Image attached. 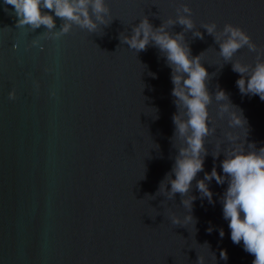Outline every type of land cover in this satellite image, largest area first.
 Returning a JSON list of instances; mask_svg holds the SVG:
<instances>
[{"label":"water","instance_id":"water-1","mask_svg":"<svg viewBox=\"0 0 264 264\" xmlns=\"http://www.w3.org/2000/svg\"><path fill=\"white\" fill-rule=\"evenodd\" d=\"M106 4L110 25L95 33L74 25L57 37L44 26H17L13 6L0 0V264H198V257L203 264H252L254 256L242 241H231L223 218L220 196L227 184L210 182L215 203L201 200L196 189L214 164L222 174L223 154L214 161L211 153L227 143V117L217 116L213 99L210 126L217 132L206 138L209 155L189 193L197 197L194 220L175 225L173 214L182 221L187 214L180 195L169 200L157 193L176 155L171 69L156 47L137 53L120 34H130L144 16L159 27L187 4L204 36L189 31L185 42L193 56L202 53L209 91L217 85L226 91L247 119L248 141L261 147L264 101L239 92V74L201 25L239 26L264 49V0ZM61 22L56 18L57 29ZM168 30L175 34L183 26ZM256 55L244 47L233 61L254 64ZM234 131L241 138L247 133Z\"/></svg>","mask_w":264,"mask_h":264},{"label":"clouds","instance_id":"clouds-1","mask_svg":"<svg viewBox=\"0 0 264 264\" xmlns=\"http://www.w3.org/2000/svg\"><path fill=\"white\" fill-rule=\"evenodd\" d=\"M4 3L13 6L17 26H30L34 31L44 26L46 31L56 30L53 35L57 37L68 34L74 25L90 33H95L100 25H110L106 20L110 15L106 0H4ZM176 13L174 19L162 20L159 27H154L144 16L138 24L132 25L130 34H120L121 43L137 53L147 50L149 45L156 47L171 69V95L176 111L172 116L174 131L170 140L176 155L157 193L169 200L180 195L187 214L183 221L173 214V224L194 220L191 213L197 197L189 193L197 174L204 171L205 158L209 155L206 138L217 132L215 126H210L214 118L209 108L214 99L218 106L217 116L220 119L226 116L228 124V130L223 132L227 143L217 144V151L211 153L214 161L223 154L222 174L214 164L211 172H204L203 178L196 180V189L201 200L207 198L209 203H215L210 182L214 179L218 185L227 184L220 203L223 218L228 221L230 239L237 245L243 242L244 251L254 256L252 264H264V146L257 147L255 142L248 141L247 119L226 91L219 85L214 93L209 91V73L201 62L202 53L193 56L185 42V34L189 31L194 37L203 39L204 36L200 30H195L192 9L182 4ZM56 18L62 21L59 29ZM177 24L183 26V31L173 34L168 30ZM201 27L214 37L219 55L239 74L235 82L239 92L244 96L258 95L264 101V49H258L242 28L231 23L225 24L222 30H218L215 22L204 23ZM244 47L257 54L254 64L233 61L234 55ZM8 95L10 100L16 99L15 90ZM235 129H246L247 133L241 138ZM212 230L209 227L207 231L211 233ZM219 235L221 238L225 235L222 228ZM220 258L228 259L226 249L220 251ZM203 259L198 257V264H203Z\"/></svg>","mask_w":264,"mask_h":264}]
</instances>
